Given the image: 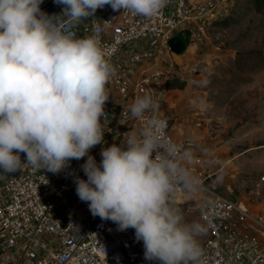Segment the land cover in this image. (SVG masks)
Returning <instances> with one entry per match:
<instances>
[{
	"label": "clouds",
	"instance_id": "obj_1",
	"mask_svg": "<svg viewBox=\"0 0 264 264\" xmlns=\"http://www.w3.org/2000/svg\"><path fill=\"white\" fill-rule=\"evenodd\" d=\"M62 14L49 16L43 0H0V169L25 166L59 173L70 161L87 157L75 178L76 194L93 216L118 230H135L144 259L159 264H205L198 237L207 231L187 222L173 200L178 189L197 191L198 181L183 161L190 159L165 135L167 121L154 114L159 105L149 93L129 106L142 122L121 145L90 150L104 141L101 117L109 99L106 84L115 74L99 27L77 37L71 26L108 5L113 11L147 18L169 0H55ZM70 26L66 28L64 22ZM20 153L25 154L22 162Z\"/></svg>",
	"mask_w": 264,
	"mask_h": 264
},
{
	"label": "built area",
	"instance_id": "obj_2",
	"mask_svg": "<svg viewBox=\"0 0 264 264\" xmlns=\"http://www.w3.org/2000/svg\"><path fill=\"white\" fill-rule=\"evenodd\" d=\"M232 4L233 0H169L151 18L109 7L85 34H77L66 21L64 26L80 38L92 35L99 27L110 61L123 48L143 41L155 42L159 49L170 52L169 39L182 29L197 30L201 18L219 8L229 10ZM162 75L166 83L171 80L172 69L169 67ZM114 80L120 86L116 73ZM135 91L139 93L140 88ZM154 115L167 121L164 135L178 146V155H182L183 146L168 132V119L158 110ZM98 145L89 153L94 158ZM20 156L26 162L25 154ZM86 160L87 157L72 160L70 166L55 174L28 166L13 173L0 169V264H159L144 259L143 242L137 241L134 229L118 230L112 221L93 216L88 204L78 198L74 181L76 177L87 179L81 168ZM199 162L197 159L196 163ZM189 173L198 181L197 191L189 194L178 189L173 204L183 197L195 201L203 195L196 212L198 221L207 226L206 236L199 240L205 264H264V245L227 230L236 215L249 217L245 207L235 205L216 188L209 187L207 182L212 174L206 169Z\"/></svg>",
	"mask_w": 264,
	"mask_h": 264
},
{
	"label": "rangeland",
	"instance_id": "obj_3",
	"mask_svg": "<svg viewBox=\"0 0 264 264\" xmlns=\"http://www.w3.org/2000/svg\"><path fill=\"white\" fill-rule=\"evenodd\" d=\"M223 18L206 32L207 50L188 45L174 65L190 84L201 130L223 148L225 167L211 185L245 207L249 217L235 222L264 242V0H233ZM178 205L187 222L198 221L197 207Z\"/></svg>",
	"mask_w": 264,
	"mask_h": 264
},
{
	"label": "crops",
	"instance_id": "obj_4",
	"mask_svg": "<svg viewBox=\"0 0 264 264\" xmlns=\"http://www.w3.org/2000/svg\"><path fill=\"white\" fill-rule=\"evenodd\" d=\"M193 1L203 2L205 0ZM40 7L43 12L53 16L62 14L64 6L43 0ZM109 7L106 5L97 9L93 16L81 20L75 26H71V29L77 34L87 33L91 29L92 23L98 21ZM227 13V7L216 9L198 21L197 30L182 29L176 37H180L184 41L186 48L189 45L191 49L207 50L209 39L206 37V32L213 24L223 20L225 18L223 16H226ZM182 57L163 48L159 49L155 42L143 41L123 48L109 61L115 68V73L121 83L120 86L117 85L113 75L106 84L109 99L105 104L106 119L101 117L105 130L104 141L94 151L97 164L102 159V149L113 144L121 145L126 138L124 134L128 131L139 132L141 130L142 122L131 117L129 106L137 96L149 93L159 105V114L168 119V132L172 139L183 146V153L190 154V159L183 161L185 167L191 172L201 168L206 169L212 174V177L219 175L224 169L223 148L201 130L202 125L190 84L185 83L187 79L182 77L181 71L175 69L174 64L177 62L178 65H181ZM169 67L174 71L172 70L171 80L164 83L162 74ZM136 88H140L139 93L135 91ZM160 92H162L161 98L159 97ZM197 159H199V163H196ZM212 177L207 184L209 187L216 188L211 185ZM179 201L183 206L197 207L194 201H188L186 197ZM175 204L177 207L179 206L178 202ZM227 230L232 235L245 236L264 245V242L259 239V233H255L253 230L246 233V230L235 220L227 225Z\"/></svg>",
	"mask_w": 264,
	"mask_h": 264
},
{
	"label": "water",
	"instance_id": "obj_5",
	"mask_svg": "<svg viewBox=\"0 0 264 264\" xmlns=\"http://www.w3.org/2000/svg\"><path fill=\"white\" fill-rule=\"evenodd\" d=\"M167 45L169 50L176 55L182 54L186 49V45L180 37H173L169 39Z\"/></svg>",
	"mask_w": 264,
	"mask_h": 264
},
{
	"label": "trees",
	"instance_id": "obj_6",
	"mask_svg": "<svg viewBox=\"0 0 264 264\" xmlns=\"http://www.w3.org/2000/svg\"><path fill=\"white\" fill-rule=\"evenodd\" d=\"M256 8L260 9V8H261V6L259 7V4H257V3H256Z\"/></svg>",
	"mask_w": 264,
	"mask_h": 264
}]
</instances>
